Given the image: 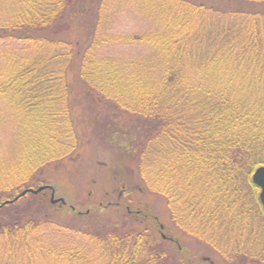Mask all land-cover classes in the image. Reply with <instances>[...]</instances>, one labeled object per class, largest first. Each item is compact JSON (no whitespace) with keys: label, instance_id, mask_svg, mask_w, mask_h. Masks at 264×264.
Instances as JSON below:
<instances>
[{"label":"trees","instance_id":"16d2710c","mask_svg":"<svg viewBox=\"0 0 264 264\" xmlns=\"http://www.w3.org/2000/svg\"><path fill=\"white\" fill-rule=\"evenodd\" d=\"M111 2H136L151 27L120 38L102 34ZM21 6L0 30L9 63L0 77V115L20 120L7 123L20 135L17 165L0 164V264H18L20 250L30 264L35 245L55 264H168L171 248L191 263L148 209L137 212L152 224L117 233L85 223L74 228L75 206L64 197L51 203L48 166L73 158L91 138L135 164L182 234L218 248L230 264H264V211L251 181L264 166V0H22ZM74 32L73 41L64 39ZM118 47L123 51L113 53ZM144 49L149 57L140 54ZM131 50L139 52L128 59ZM82 96L129 120L126 127L113 128L101 112L99 131L80 132L82 116L74 117L73 106ZM12 170L19 174L10 176ZM39 187L45 189L3 205ZM86 208L99 214L97 206Z\"/></svg>","mask_w":264,"mask_h":264},{"label":"rangeland","instance_id":"374dc122","mask_svg":"<svg viewBox=\"0 0 264 264\" xmlns=\"http://www.w3.org/2000/svg\"><path fill=\"white\" fill-rule=\"evenodd\" d=\"M21 5L22 0H0V30H4L6 25H10L13 17L21 9ZM104 13L107 15L109 25L105 30H103V27L101 28L102 34L103 32L107 33V36L111 34L113 38H120L138 30L142 31L150 28L152 25L149 15H145L144 9L140 5H136V2L125 3L123 5H119V2H111L109 6H106ZM75 32L64 39L66 41H73L76 37L74 34H77ZM115 45L121 46L119 43H114L112 47ZM6 46V42L0 41V77L7 76L8 73L9 63L5 53ZM120 51H123V49L118 47L113 53ZM142 51L140 52L142 56H148L149 51L147 49ZM137 52L139 51L131 50L129 53L125 52V54L128 59H132ZM151 60L153 61V57H151ZM76 94H80L79 90H76ZM87 97H85V100L82 96L77 100L75 106H73L74 117L82 116L76 119V125L80 128V132L85 131L86 133L88 131V134H91L94 130L99 131L95 117L101 112L103 114H105L104 112L107 113V119L111 120L109 122L113 128L116 124L122 128L126 127V123L129 120L122 117L114 118L116 116L109 110V106L104 108L102 102L89 101ZM96 104L101 105L103 111ZM14 121L20 120L10 114L0 115V164L14 163L16 160L14 158L18 156V139L20 135L18 132H15L13 127L11 128L7 125V123H14ZM89 142V144L88 142L84 143L81 151L73 158L50 164L46 172L55 179V183L50 184L51 187H48L52 191L51 194H48V198L51 195L52 199L58 202L60 197H64L70 201V205L75 206L74 209L77 213L76 215H71L74 218V222L72 221L74 228H83L80 226V223H85L86 225L89 224V226L95 225L88 230L103 227V231H105L111 229V227H116L117 233H119L124 229H134L136 225L137 227L140 226V228L147 227L152 222L148 219L141 220L143 214H139L137 211L140 208V210L144 211L148 209L150 215L156 220L157 225L164 227V235L170 233L174 238L177 237L178 244L174 243L175 239L172 241L181 248L180 250L188 253L191 261L190 264L231 263L220 256L217 252L218 248L210 247L209 244L198 245L192 236L182 234L183 232L177 229L175 224L171 223L163 198L151 192L146 184L141 181L134 163L120 159L116 150L107 143L97 142L95 138H91ZM15 165H17V162L14 163V166L9 164L7 167L12 168L13 166L15 168ZM9 173L10 176H13L17 171L12 170ZM27 195L35 196V194L31 193H27ZM70 205L65 207V211L70 210ZM87 206H97L99 214L94 213L89 215ZM51 216L54 219L56 218L53 215ZM57 218L61 220L60 217ZM132 219L139 224L134 223ZM150 231L151 229L148 233ZM220 235L222 236V234ZM168 246V244H165L166 252ZM37 248L38 245L31 247L34 253L32 254L33 260L30 264H55L57 262L52 257L53 253H51L53 261H51L47 251H42L41 247ZM23 251L20 250L18 264H26V257ZM172 252H174L172 248L167 252L168 264H186L182 260L181 255Z\"/></svg>","mask_w":264,"mask_h":264},{"label":"water","instance_id":"95a60500","mask_svg":"<svg viewBox=\"0 0 264 264\" xmlns=\"http://www.w3.org/2000/svg\"><path fill=\"white\" fill-rule=\"evenodd\" d=\"M251 181H252L253 185H255L259 189V195H258L259 196V202H260V204L264 210V166L258 167L253 172L252 177H251ZM43 189H45V187H40L36 190L25 189L21 193H19V195L17 197H15L12 201H6L3 203V205L12 203L27 193L37 194L38 192H40ZM58 201L63 203L62 199H59ZM56 202H57V200H53L51 198V203H56ZM0 206H2V205H0Z\"/></svg>","mask_w":264,"mask_h":264}]
</instances>
